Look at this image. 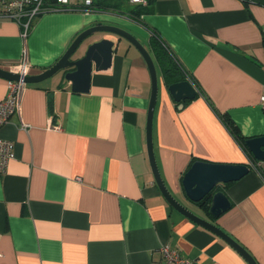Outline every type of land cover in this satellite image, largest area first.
Segmentation results:
<instances>
[{
	"label": "crops",
	"instance_id": "crops-1",
	"mask_svg": "<svg viewBox=\"0 0 264 264\" xmlns=\"http://www.w3.org/2000/svg\"><path fill=\"white\" fill-rule=\"evenodd\" d=\"M113 1L117 8L45 11L25 39L15 21L0 18V67L13 68L25 55L29 73H39L98 22L131 32L156 68L152 143L165 186L264 264V178L221 118H231L247 139L264 135V0H147L138 17L128 11L139 4ZM153 33L183 68L182 79L191 76L202 94L173 99L151 48ZM104 37L115 42L111 63L93 66L87 92L71 90L63 71L26 83L19 111L0 127V137L14 142L0 172V264H162L163 244L194 264H249L173 208L156 185L146 149L151 79L140 52L97 32L73 58ZM6 93L0 76V99ZM197 160L249 167L216 186L230 203L217 217L183 189Z\"/></svg>",
	"mask_w": 264,
	"mask_h": 264
},
{
	"label": "water",
	"instance_id": "water-1",
	"mask_svg": "<svg viewBox=\"0 0 264 264\" xmlns=\"http://www.w3.org/2000/svg\"><path fill=\"white\" fill-rule=\"evenodd\" d=\"M97 32H110L118 39H125L131 43L142 55L150 73L151 91L146 120V149L156 185L166 201L180 213L190 218L197 224L206 227L224 239L235 248L249 264H257L253 256L232 237L208 219L196 214L180 203L167 189L158 171L155 161L152 143V120L153 111L157 99L158 78L152 57L140 41L128 30L113 24L98 22L81 31L70 43L61 57L50 67L39 73H28L23 77L26 83H34L44 80L58 71H63L65 80H69L71 90L75 92H87L89 89L90 76L93 66L96 69H106L111 63L115 42L108 38L89 43L83 53L74 57L82 43L92 34ZM0 76L9 80H18L20 74L10 69L0 67ZM167 89L176 102H184L196 96L197 90L188 80L176 81L167 86ZM248 150L254 159H264V135L252 137L245 141ZM249 171L245 164L211 163L206 161H194L186 171L182 179V186L186 196L198 202L207 194H210L209 213L214 217L226 210L230 203L221 190H216L219 184L227 183L242 177Z\"/></svg>",
	"mask_w": 264,
	"mask_h": 264
},
{
	"label": "built area",
	"instance_id": "built-area-1",
	"mask_svg": "<svg viewBox=\"0 0 264 264\" xmlns=\"http://www.w3.org/2000/svg\"><path fill=\"white\" fill-rule=\"evenodd\" d=\"M96 0H0V18L15 21L21 28V35L25 39L27 30L32 19L49 10H91ZM130 4H146L147 0H127ZM264 42V24L261 27ZM10 70L19 73L18 80H7V93L0 99V127L7 122L9 117L19 111L20 96L26 86L23 77L30 71L29 62L24 55L19 63ZM264 106V96L261 97ZM22 127H25L22 124ZM14 142L0 137V172H3L7 163L14 156ZM248 166L256 171L261 177L264 175V159H249ZM162 254V264H194V261L183 256L169 244H163L159 248Z\"/></svg>",
	"mask_w": 264,
	"mask_h": 264
},
{
	"label": "trees",
	"instance_id": "trees-1",
	"mask_svg": "<svg viewBox=\"0 0 264 264\" xmlns=\"http://www.w3.org/2000/svg\"><path fill=\"white\" fill-rule=\"evenodd\" d=\"M117 6H118V3H115L113 0H96L92 4L91 9H93L94 7L95 8H117ZM146 10H147L146 7L141 6V5H136V6L131 7L128 12L133 17H136V16L138 17L141 13L145 12ZM152 36L153 38L151 40V48L154 52V55L159 65L162 68L164 81L167 84V86L173 82L183 80L182 78L185 77V72L183 68L180 65H178V63L174 60L165 42L155 33H153ZM187 77L191 81V83L194 85L195 89L197 90V93L202 94L200 87L198 86L196 81L192 79L191 76H188V74H187ZM221 118L224 121L227 128L229 129L230 133L233 135V137L243 147V149L247 151L250 159H253L251 154L246 148L245 140L247 139V137L244 136L239 131L238 127L234 124L231 118L225 115H221ZM263 178H264V175H263ZM209 203H210V194H207L200 201V204H202L203 206H205L206 209H208Z\"/></svg>",
	"mask_w": 264,
	"mask_h": 264
},
{
	"label": "bare ground",
	"instance_id": "bare-ground-1",
	"mask_svg": "<svg viewBox=\"0 0 264 264\" xmlns=\"http://www.w3.org/2000/svg\"><path fill=\"white\" fill-rule=\"evenodd\" d=\"M8 80V79H7Z\"/></svg>",
	"mask_w": 264,
	"mask_h": 264
}]
</instances>
